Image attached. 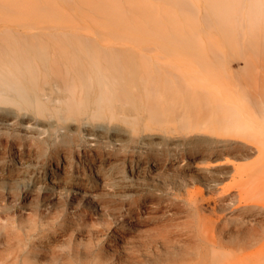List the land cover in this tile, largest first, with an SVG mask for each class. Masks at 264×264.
<instances>
[{
  "label": "bare ground",
  "instance_id": "1",
  "mask_svg": "<svg viewBox=\"0 0 264 264\" xmlns=\"http://www.w3.org/2000/svg\"><path fill=\"white\" fill-rule=\"evenodd\" d=\"M215 11L224 38H217L213 55L173 59L168 61L171 68L150 62L146 54H127L84 34L56 31L52 38H42L37 32L2 30L0 116L11 124L22 118L48 125L52 132L76 122L123 147L149 145L151 154L165 162L153 163L148 174L132 171V175L154 186L157 193L170 186V167L182 171L177 180L172 176L181 187L200 178L182 169L184 163L192 167L184 157L168 164V153L159 152L152 138L155 130L161 136L164 131H184L191 159L198 160L197 170L206 183L185 198L198 216L203 242L196 264H264V0H216ZM137 26L138 33L156 38L152 47H170V27H164L154 12L148 23ZM161 55L165 56L159 52L154 57L160 61ZM252 154L257 156L243 174L246 166L233 163L231 155L247 158ZM212 156L219 161L216 165L233 167L220 174L201 168L199 163L209 162ZM226 174L231 175L230 181L223 179ZM4 177L0 165L3 206L29 201L20 188L6 190ZM69 186L52 174L45 184L44 205L49 209L55 202H67L78 208L84 200L88 202L97 219H85L76 234L86 236L80 241H92L89 230L95 225L101 227L95 229L101 241L104 220L107 229H114L105 254L112 264H134V247L157 250L152 235L140 239L128 235L124 216L118 225H110L105 219L104 193L98 188ZM63 193L68 195L65 203ZM33 259L44 262L36 255Z\"/></svg>",
  "mask_w": 264,
  "mask_h": 264
},
{
  "label": "rangeland",
  "instance_id": "2",
  "mask_svg": "<svg viewBox=\"0 0 264 264\" xmlns=\"http://www.w3.org/2000/svg\"><path fill=\"white\" fill-rule=\"evenodd\" d=\"M215 2L0 0V32L9 29L37 32L42 38H52L56 31L84 34L127 54H146L150 62L171 68L168 61L173 59L190 54L213 55L217 38H224L217 27ZM152 12L160 17L164 27H170V47L158 45L156 49L152 47L156 38L138 33V23H148ZM169 13L170 17H167ZM159 52L165 55L159 57L160 61L154 57ZM11 122L0 116V165L5 169L4 187L6 190L11 186L20 188V194L27 195L29 201L17 205L9 203L6 207L0 198V264H112L105 254L112 245L114 229H107L104 220L101 226L105 233L101 241L95 236V229H101L97 225L90 227L91 242L80 241L79 237L86 236L76 235L82 231L80 227L85 219H97L95 211L87 207L88 202L84 200L78 208L69 207L68 195L63 193L66 205L55 202L49 209L45 208V184L52 174L56 180L68 183L69 188L80 185L87 189L98 188L104 193L108 208L105 219L111 226L118 225L122 215L127 221L128 235L136 239L153 236L157 250L153 246L147 249L134 247L131 252L135 257L134 264L198 262L203 249L197 229L198 216L187 206L185 198L189 193H198L206 183L197 170L195 163L198 160L191 159L189 140L185 139L184 131H164L165 135L161 136V131L155 130L152 138L159 152L165 150L168 153V164L184 157L192 167L184 163L182 169L200 178L191 179L187 186L181 187L173 177L177 180L182 171L170 167V186L163 193H157L154 186L132 175V171L148 174L153 163L165 162L159 155L151 154L149 145L123 147L117 140L101 137L76 122L57 132H52L48 125L30 123L22 118ZM256 156L231 155V160L237 165L244 164L245 174L248 163ZM214 159L212 156L209 162L199 164L214 174L233 167L232 164L216 165L219 161ZM223 179L230 181L231 175L226 174ZM3 192L4 189H0V196ZM205 195H209L207 190ZM35 255L44 262L34 261Z\"/></svg>",
  "mask_w": 264,
  "mask_h": 264
}]
</instances>
